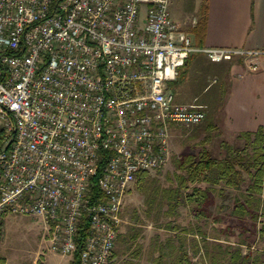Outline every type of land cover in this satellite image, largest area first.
Returning <instances> with one entry per match:
<instances>
[{
	"label": "built area",
	"instance_id": "built-area-1",
	"mask_svg": "<svg viewBox=\"0 0 264 264\" xmlns=\"http://www.w3.org/2000/svg\"><path fill=\"white\" fill-rule=\"evenodd\" d=\"M170 0H0V218H39L49 250L107 264L130 184L170 155L169 127L204 118L169 87L192 53L242 58L264 51L195 45ZM110 151L90 202L99 150Z\"/></svg>",
	"mask_w": 264,
	"mask_h": 264
},
{
	"label": "rangeland",
	"instance_id": "rangeland-1",
	"mask_svg": "<svg viewBox=\"0 0 264 264\" xmlns=\"http://www.w3.org/2000/svg\"><path fill=\"white\" fill-rule=\"evenodd\" d=\"M192 0H170L169 12L178 13L183 6L190 7ZM194 56L188 61L186 67L187 77L178 79L171 84V90L175 101L186 102L194 95V101L190 103H201L202 96L214 88L212 77L207 88L208 91L202 89L204 79L202 77L205 71L211 72L214 70V64H211L200 54ZM226 61V60H225ZM242 58H234L226 62H242ZM184 75V73H183ZM182 75V77H183ZM208 76H211L209 74ZM181 77V78H182ZM203 80V82H202ZM211 86V88H210ZM204 118L199 123L193 125L173 124L169 127V160L161 167L148 170L138 175L126 191L123 205L121 209V226L122 229H133L135 235L138 234V229H146V225L158 226L165 225L168 229H175L181 237L179 242L188 243L192 253V261L197 264H209L207 258L203 256V243L208 241L199 233L183 232L184 228H193L199 225L201 230H204L207 235L217 234L222 245H228L226 239L230 241L231 250L236 248L234 245L237 239H243L244 243L240 246L242 253H246V264H264V241L257 236V227L264 222V195H261V209L258 219L253 224L249 218H237L230 215V208L233 203V198L237 194L232 187L224 185L222 182L208 184L204 181H196L193 185L204 188L210 186L207 190V198L202 202L187 201L183 195L180 203L176 207V213H166L167 201L162 198L164 188L174 187L176 184V174L182 173L175 166V159L187 153H195L201 147H208L210 152L220 158L223 155L221 141L228 142L234 146H240L241 139L235 136H220L215 129L208 128L206 117V106L203 108ZM225 139V140H224ZM245 183L248 182L245 173ZM187 188L182 191L188 192L192 184L188 183ZM203 209L206 216L198 218L191 212V209ZM170 218V219H169ZM218 218L222 226H229L225 231L224 226L220 227L217 221L212 223V219ZM169 220V221H168ZM171 220V221H170ZM0 258L6 259L7 264H43L42 254L36 252H45L48 248V242L44 238V229L39 218L26 215L8 214L0 218ZM255 225V226H254ZM195 228V227H194ZM125 232H118L111 257L115 252L116 245L120 240L125 239ZM137 240V239H136ZM49 250V249H48ZM50 251V250H49ZM228 257V256H227ZM225 256L224 259H219L217 264H232ZM69 258L60 256L59 254L50 251L46 256V264H68ZM68 259V260H67ZM124 264L137 263L136 259L125 258ZM165 264H169L168 260H163ZM108 262L107 264H109ZM111 264V263H110ZM240 264V263H239Z\"/></svg>",
	"mask_w": 264,
	"mask_h": 264
},
{
	"label": "crops",
	"instance_id": "crops-1",
	"mask_svg": "<svg viewBox=\"0 0 264 264\" xmlns=\"http://www.w3.org/2000/svg\"><path fill=\"white\" fill-rule=\"evenodd\" d=\"M191 3H193L192 6H183L178 13L173 11L170 16L178 24L179 30L194 40L191 28L196 23L203 0H192ZM202 46L264 51V0H207V18ZM197 54L209 61L201 53H192L190 59L198 56ZM209 62L214 64V70L203 73L202 89L205 91L208 87L209 77H212L211 81L215 86L202 96L200 101L203 104L198 102L203 108L206 106L205 118H208L206 124L208 128L215 129L220 136L225 137H236L239 132L255 131L258 127H261L264 132V55L257 57L255 70H251L245 60L230 63ZM187 71L188 68L180 79L187 77ZM209 74L211 76H208ZM177 80L170 81V89L171 84ZM208 90L209 88L206 89ZM196 96L198 95H194L184 103L194 101ZM215 223L222 226L220 220ZM145 228L138 229V234L135 235L133 229H122L120 224L119 232H125L126 237L116 245L115 252L112 257L110 255L108 262L124 264L123 260L128 256L132 260L136 259L138 264H159L158 261L165 259L171 264L178 253L179 242L175 237L177 231L168 229L165 225L151 226L149 224ZM206 239L213 240L210 235L206 236ZM184 247L187 257L192 260L188 243ZM48 249L45 252H36L43 255L41 260L43 264H46V256L51 251ZM60 256L63 257V255ZM4 264H7L6 259Z\"/></svg>",
	"mask_w": 264,
	"mask_h": 264
},
{
	"label": "trees",
	"instance_id": "trees-1",
	"mask_svg": "<svg viewBox=\"0 0 264 264\" xmlns=\"http://www.w3.org/2000/svg\"><path fill=\"white\" fill-rule=\"evenodd\" d=\"M207 18V0H203L196 23L191 28L194 36V44L202 46V37ZM191 55L185 60L184 64L178 69L176 79H180L184 73ZM237 139H241L240 146H234L228 142L221 141L223 148V155L218 158L215 157L207 148L201 147L195 153H187L175 159V166L182 173H177L176 184L174 187L164 188L162 198H166L167 209L166 213H176V207L180 203L182 195L187 201L202 202L207 198V190L210 186L204 188L193 185L196 181H204L206 183L214 184L222 182L228 187L234 188L237 194L233 198V203L230 208V215L237 218L247 217L254 224L258 219L261 209V195H264V132L261 127L255 131H242L236 135ZM110 151L99 150V159L94 175L90 178L88 197L90 202H96L102 199V192L99 190L97 181L102 169L106 163ZM143 171L141 173H144ZM245 173L248 182L245 183ZM191 183V189L188 192L182 191L187 188V184ZM191 212L198 218L199 216H206L203 209H191ZM212 221H219L218 218ZM1 226V222H0ZM255 226V225H254ZM195 227V228H194ZM193 228H184L183 232L199 233L204 239L206 234L201 230L199 225ZM229 226H225V231ZM187 232V233H188ZM257 236L264 241V222H262L256 229ZM88 233V219L82 216L78 224L77 233L74 237L76 247L73 251L68 264H79V255L84 246V242ZM178 242L181 238L177 233L175 234ZM214 239H218V235H211ZM207 240V239H206ZM208 240L203 243V256L208 259L209 264H217L219 259H224L225 256L232 264H246V253H242L240 246L244 243L243 239H237L234 249L233 245L226 239L228 245H222L219 241ZM168 253V252H167ZM160 260V259H159ZM159 264H165L164 261H158ZM0 264H4V260L0 258ZM171 264H197L187 257L186 248L179 242L178 253Z\"/></svg>",
	"mask_w": 264,
	"mask_h": 264
}]
</instances>
